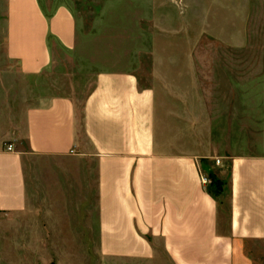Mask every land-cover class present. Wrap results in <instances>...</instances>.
Here are the masks:
<instances>
[{
    "label": "crops",
    "instance_id": "0c3cea01",
    "mask_svg": "<svg viewBox=\"0 0 264 264\" xmlns=\"http://www.w3.org/2000/svg\"><path fill=\"white\" fill-rule=\"evenodd\" d=\"M97 32L83 33L66 7L48 14L37 0H7L5 56L20 76L50 69L53 42L92 84L82 102L40 94L0 136V264H51L49 245L94 235L101 264H264V104L244 105L240 120L250 94L192 92L195 78L174 62L157 87L142 86L125 42ZM225 83L238 84L236 73ZM17 141L27 149L2 147ZM30 157L62 162L63 172L44 174L37 208ZM62 164L91 165L93 205L79 199L84 174Z\"/></svg>",
    "mask_w": 264,
    "mask_h": 264
},
{
    "label": "rangeland",
    "instance_id": "374dc122",
    "mask_svg": "<svg viewBox=\"0 0 264 264\" xmlns=\"http://www.w3.org/2000/svg\"><path fill=\"white\" fill-rule=\"evenodd\" d=\"M37 1L48 14L57 7L68 8L85 34L95 28L97 34L108 37L111 44L119 40L121 44L125 42L128 59L131 55L142 86L157 87L156 76H163V64L174 62L179 67L173 71L195 78L190 88L192 92L223 95L224 99L232 91H237L240 98L250 94L251 99H240V120L244 105L263 107L264 0ZM6 8L7 0H0V136L15 130L23 110L35 105L40 94L71 93L82 102L92 84V76L82 68L80 61L62 52L53 42L50 44L53 57L50 69L39 78L20 76L15 64L5 56ZM230 70L238 76V84L225 83ZM240 139L238 136V142ZM12 145L16 150L27 149L25 143L19 141L4 142L2 147ZM226 151L229 152L225 148L217 149L220 154ZM60 163L40 157L27 159L25 173L30 184L31 204L35 208L43 203L44 174L63 172ZM62 167L69 174L72 171L84 174L85 191L79 199L86 206L93 205L91 165L62 164ZM50 184L48 181L47 185ZM71 199L63 198L62 202L65 204L66 200L69 204ZM72 200L75 203L77 198ZM83 241L84 244L78 245H49L51 264H101L95 235Z\"/></svg>",
    "mask_w": 264,
    "mask_h": 264
},
{
    "label": "built area",
    "instance_id": "2783aa9c",
    "mask_svg": "<svg viewBox=\"0 0 264 264\" xmlns=\"http://www.w3.org/2000/svg\"><path fill=\"white\" fill-rule=\"evenodd\" d=\"M11 149H12V146H8L7 148H6V150L7 151H11ZM219 162H218V160H216V164H218ZM207 179L206 178H201V182L203 183V184H206L207 183Z\"/></svg>",
    "mask_w": 264,
    "mask_h": 264
}]
</instances>
